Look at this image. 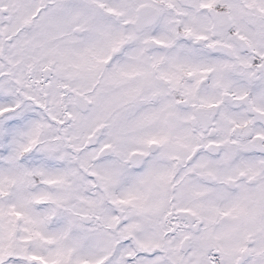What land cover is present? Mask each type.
<instances>
[{
	"label": "snow or ice",
	"instance_id": "snow-or-ice-1",
	"mask_svg": "<svg viewBox=\"0 0 264 264\" xmlns=\"http://www.w3.org/2000/svg\"><path fill=\"white\" fill-rule=\"evenodd\" d=\"M0 264H264V0H0Z\"/></svg>",
	"mask_w": 264,
	"mask_h": 264
}]
</instances>
